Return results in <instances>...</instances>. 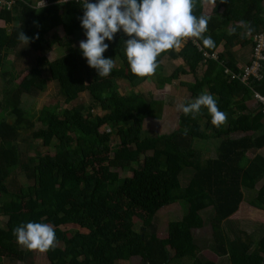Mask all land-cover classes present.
I'll return each mask as SVG.
<instances>
[{
    "label": "trees",
    "instance_id": "trees-1",
    "mask_svg": "<svg viewBox=\"0 0 264 264\" xmlns=\"http://www.w3.org/2000/svg\"><path fill=\"white\" fill-rule=\"evenodd\" d=\"M65 2L15 0L10 8L0 3L5 24L0 26V75L10 76L0 110H9L13 118L0 121V252L5 253L0 264H17L8 251L23 252L25 264H42L34 257L41 253L22 248L13 235L27 222L48 223L61 233L57 247L42 253L43 264H133L135 256L142 257L141 264H216L200 256L209 242L202 245L193 233L208 223L214 253L231 264H264V236L244 233L232 217L246 191L255 190L249 202L264 209V184L256 189L264 179V156L258 153L264 148L263 103L257 98L255 109L246 104L254 94L264 98V60L255 56L264 34V0H197L194 14L208 17L206 35L215 47L189 40L183 50L158 58L183 57L188 69L180 66L166 77L161 64L152 77L163 90L192 74L195 82L186 84L191 100L207 91L228 119L217 128L207 109L195 119L181 111L179 128L151 131L152 136L145 135V124L162 119L165 103L141 89L150 77L131 73L123 42L129 37L121 31L105 41L104 56L116 67L99 77L79 48L87 39L81 26L83 0ZM206 2L214 4L211 15L204 13ZM21 31L31 38L28 45L18 40ZM55 46L61 56L50 60ZM248 48L251 56L242 67L238 55ZM26 49L40 55L18 72L13 63L26 60ZM11 52L15 61L4 71ZM256 61L258 72L242 80ZM200 68L205 72L196 77ZM46 75L58 85L66 107L60 112L59 102L49 103L36 117L23 108L22 97L44 92ZM119 81H127L131 91L123 94ZM83 94L90 104L81 101ZM249 132L254 137H233ZM197 140L220 141L216 156L195 146ZM50 150L53 156L43 155ZM249 152L253 159H247ZM174 203L185 205L184 214L161 238L160 213Z\"/></svg>",
    "mask_w": 264,
    "mask_h": 264
},
{
    "label": "clouds",
    "instance_id": "clouds-1",
    "mask_svg": "<svg viewBox=\"0 0 264 264\" xmlns=\"http://www.w3.org/2000/svg\"><path fill=\"white\" fill-rule=\"evenodd\" d=\"M196 5L197 0H98L97 3L83 0L81 26L87 39L80 41L79 48L88 66L99 77L106 78L116 64L114 59L104 56L109 48L105 41H113L122 31L129 37L123 42L131 73L139 78L152 77L163 63L158 58L169 50L179 51L189 40L215 47L212 37L206 35L208 17L195 15ZM18 40L28 45L31 38L21 31ZM177 108L193 119L202 114V109H207L212 125L217 128L228 119L227 113L219 109L216 98L207 91L191 101L179 103ZM13 235L17 244L28 251L46 253L58 245L56 230L48 223L21 224L13 229Z\"/></svg>",
    "mask_w": 264,
    "mask_h": 264
},
{
    "label": "rangeland",
    "instance_id": "rangeland-1",
    "mask_svg": "<svg viewBox=\"0 0 264 264\" xmlns=\"http://www.w3.org/2000/svg\"><path fill=\"white\" fill-rule=\"evenodd\" d=\"M206 6L204 7V12L207 15H211L213 13V8L214 4L211 2H206ZM0 26H5L4 22L0 21ZM59 36L63 35V32L61 30L58 31ZM184 47V45H183ZM183 47L179 50L181 51ZM22 49V48H20ZM28 52V56L26 60L23 62L22 60L16 61V63H13L15 61V53L11 52L9 53V56L7 58V62L4 66V71H8L11 68V64L13 63V66L16 65V68H14L16 71L20 72L21 70H25L28 62L29 64H33L35 57L37 55H40L39 53L33 52L30 49H26ZM62 50L58 49L57 46L53 48V51L51 54H49V59L54 60L57 57L61 56ZM164 65H165V71L170 70L171 72L178 68L179 65L177 62H173L174 60L171 58L166 57L164 59ZM204 71V70H203ZM28 72L25 71V74L21 75L20 78L17 79L16 83H20L23 79V77L27 74ZM202 70H199V76L202 75ZM10 76L3 77L0 75V101L3 100L4 97V89L6 87H9V83L7 80L9 79ZM182 79V80H181ZM156 79H153V77L149 78V81H147L141 89L146 93L147 97H150V95L154 96L155 99L161 100L165 103L164 106V113L162 115L161 120H155V119H148L145 128H146V133L145 135L147 136H152L151 131H154L155 133L158 134H164V133H170L173 130L177 129V122L180 116V112L177 108V105L179 103H184L186 100H190V93H188V90L186 88L187 83H194L195 78L193 77L192 74L189 75H182L180 78V81H176L175 84H173L172 87H166L164 90H159L157 85L155 84ZM184 83V84H182ZM119 84L121 86V92L123 94L128 93L130 84L127 81H119ZM45 90L42 92L40 95H34V96H29V95H24L22 97V106L24 109L33 113H36V117L39 115V112L44 106H47L49 103H56L59 102L61 104V111L64 110L66 107V104L64 103V100L62 99L60 92H59V87L56 83L52 82L50 78H48V75L45 76ZM81 101L86 102L87 104H90V97L88 94H83ZM252 102L254 99L251 100ZM251 101H248L246 104L248 105L249 108L255 109L257 106L252 103ZM80 103L79 100H77L75 103L72 105H68V107L73 106V105H78ZM96 113L100 114L102 113L100 109L95 110ZM10 111L9 110H0V121L1 120H8V121H13L12 116H10ZM262 113L264 114V105L262 107ZM41 127V123H37V128ZM104 130V128H102ZM264 133V131H263ZM235 136V135H234ZM37 144V147L42 145V142L40 140L35 141ZM202 142H196L195 146L198 148L200 147V144ZM210 148L209 149V154L207 156L210 157H215V148L212 146L206 147ZM25 149V148H22ZM31 148L27 149L30 150ZM205 150V148H204ZM25 151V150H23ZM207 153V152H205ZM262 153H264V148L262 149ZM55 154L54 150L46 151L43 152V155H50L53 156ZM32 156H35L34 151L31 152ZM252 158V157H251ZM19 179H24V177L19 174ZM264 182V181H263ZM263 182L261 184H263ZM262 185H260L261 187ZM259 187V188H260ZM258 188V189H259ZM256 191H250L247 193L248 198H252L255 195ZM246 197V199H248ZM248 200L244 202L245 205L248 206L245 207L244 205L236 212L234 215H232L233 218H235L236 224L238 228L242 229L244 233H250L254 234L255 237H261L264 236V229L260 226L259 224L264 223V214H262L261 211L255 210L254 207H251L248 204ZM185 205L184 204H179V203H174L166 208H163V210L160 213V224H159V235L161 238H165L168 235V230H170V227L174 222L180 219L182 215L184 214L185 211ZM254 208V209H253ZM206 210L205 212H207ZM203 212V214L205 213ZM208 212L204 215L206 216ZM56 230V229H55ZM194 236L196 239L204 245L205 243L209 244L207 246L202 247L200 251V256L205 257L207 259L213 260L216 262V264H231L230 260L227 256H218L216 253H214L211 248H210V241L212 240V226L210 223L205 225L202 228H196L193 229ZM61 233H59L56 230V236H60ZM5 255L4 252H0ZM6 255L8 256H14L15 259L17 260V264H25V260L23 258V252H6ZM37 263L39 261L42 262V264L45 262V257L44 255L37 254L34 256ZM28 259V258H27ZM27 261V260H26ZM34 261V259H33ZM132 263L133 264H141L142 263V257L141 256H135L132 258ZM40 264V263H39Z\"/></svg>",
    "mask_w": 264,
    "mask_h": 264
},
{
    "label": "crops",
    "instance_id": "crops-1",
    "mask_svg": "<svg viewBox=\"0 0 264 264\" xmlns=\"http://www.w3.org/2000/svg\"><path fill=\"white\" fill-rule=\"evenodd\" d=\"M206 6V4H204V7ZM205 13V12H204ZM206 14V13H205ZM186 45V44H185ZM185 45H184V47H183V49L185 48ZM182 49V50H183ZM251 52H252V48H248L246 51H244L243 53H242V55H238V59H237V61H238V63L242 66V67H244L245 65H246V60L248 59V58H250V56H251ZM168 58H170V57H168ZM172 59V58H171ZM174 61L173 62H177L178 63V65H179V67L180 66H184V67H186V64H185V61H184V59H183V57H177V58H175V59H173ZM164 59H163V63H162V66H163V74H164V76H166V77H168L170 74H172V72L175 70H173L172 72L170 71V70H168V71H165V65H164ZM187 68V67H186ZM177 69V68H176ZM188 69V68H187ZM205 68H200L199 70H202V72L204 73L205 72V70H204ZM204 70V71H203ZM202 73V74H203ZM182 76V75H181ZM181 76L179 77V79H177V80H175L174 82H173V84H175L176 83V81H180V78H181ZM194 78H195V76H193ZM196 77H201V76H199V72H198V76L196 75ZM182 80V79H181ZM149 81V80H148ZM157 82H155V84H156ZM173 84L172 85H167L166 87H172L173 86ZM165 87V88H166ZM164 88V89H165ZM163 89V90H164ZM188 90V89H187ZM188 93H190L189 92V90H188ZM254 101L252 102V103H254V104H256V102H257V100H259V99H257L256 98V95L254 94ZM257 99V100H256ZM188 101H191V93H190V100H188ZM264 121V120H263ZM177 128H179V119H178V122H177ZM264 131V130H263ZM254 133L253 132H249V133H241V135H233V137L234 138H236V137H238V138H242V137H244V136H253L254 137ZM196 142H201L200 140H197ZM195 142V143H196ZM219 144H220V141H216V140H210L209 142H202L201 144H200V147L199 148H205V152H207V153H205L206 155L207 154H209V149L210 148H206V147H209V146H212L213 148H218L219 147ZM258 153L259 154H261V155H263L264 156V153H262V149H260L259 151H258ZM246 157H247V159H253L254 157H255V154H253V153H251V152H249V153H247L246 154ZM252 157V158H251ZM264 179H262L261 181H259L258 182V184H257V186H256V189H258L259 187H260V185H263L264 184ZM263 182V184H261ZM250 191H253V190H250ZM250 191H246L245 192V198H244V200L241 202V204H240V206H239V209L244 205L245 207H247L248 208V206L247 205H245L244 204V202L245 201H249V199H246V197H247V193H249ZM248 198V197H247ZM248 204L250 205L249 207H250V209H251V207H254L255 208V210H258V211H261L262 212V214H264V209H261V208H258L257 206H254V205H251L250 204V202H248ZM253 208V209H254ZM238 209V210H239ZM238 212V211H237ZM234 215V214H233ZM259 226H260V228L262 227L263 229H264V223H261V224H259ZM219 256V255H218ZM222 257V256H221Z\"/></svg>",
    "mask_w": 264,
    "mask_h": 264
},
{
    "label": "built area",
    "instance_id": "built-area-1",
    "mask_svg": "<svg viewBox=\"0 0 264 264\" xmlns=\"http://www.w3.org/2000/svg\"><path fill=\"white\" fill-rule=\"evenodd\" d=\"M15 2V0H0L1 4H6L9 8L12 6V4ZM98 2V0H97ZM255 56L257 58V60H264V34H262L259 38H258V42L255 48ZM256 61L253 65L252 68H250L249 70H246V75L243 77L242 80H246L247 79V75L250 73H257L258 69H259V62ZM256 98H258L264 105V98L261 97L260 95H256Z\"/></svg>",
    "mask_w": 264,
    "mask_h": 264
}]
</instances>
